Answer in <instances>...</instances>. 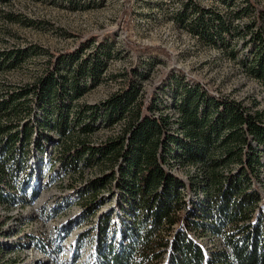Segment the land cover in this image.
I'll return each instance as SVG.
<instances>
[{
    "label": "trees",
    "instance_id": "trees-1",
    "mask_svg": "<svg viewBox=\"0 0 264 264\" xmlns=\"http://www.w3.org/2000/svg\"><path fill=\"white\" fill-rule=\"evenodd\" d=\"M192 9L197 11L194 33L202 41L225 47L228 37L244 40L247 58L240 62L246 74L264 87V11L247 1L228 20L216 10L187 5L179 16L182 22ZM241 19L253 20L240 26ZM19 58V52H4L0 68H15ZM79 58L76 54L66 61L76 66L71 79L51 71L33 84L1 91L0 205L21 201L12 191L19 187L16 180L23 166H29L25 156L34 153V147L40 155L46 151L49 141L41 129L52 122L59 135L69 138L62 147V168L77 171V164L87 159L86 165H97L102 172L107 168L110 174L91 182L89 190L96 193L100 187L116 184L129 219L133 217L129 235L117 229L110 244L106 236L111 219L103 218L99 255L93 264H164L165 260V264H264V198L257 186L264 183V112L218 96L178 74L168 85L178 99L174 101L177 119L164 115L166 107H160L157 90L147 96L150 103L144 108V87L135 77L106 100L80 103L75 111L70 103L97 88L108 69L98 58L80 62ZM34 96L47 116L57 113L54 120L31 121L26 117L33 110L28 104L23 115V102ZM66 99L71 102L65 103ZM120 123L117 135L100 146L92 144L89 134L101 124L112 129ZM71 130H78V135L71 136ZM175 164L197 171L189 177V186L175 175ZM187 188L202 196L191 207L184 193ZM180 210L187 212L185 225ZM126 220L122 221L127 224ZM194 233L204 240L220 239L223 247L209 251Z\"/></svg>",
    "mask_w": 264,
    "mask_h": 264
},
{
    "label": "rangeland",
    "instance_id": "rangeland-1",
    "mask_svg": "<svg viewBox=\"0 0 264 264\" xmlns=\"http://www.w3.org/2000/svg\"><path fill=\"white\" fill-rule=\"evenodd\" d=\"M247 1L255 10L264 11V0H2L0 56L19 52L20 60L15 68H0V93L33 84L51 71L56 77L71 79L76 66L66 61L77 54L79 62L98 58L108 69L101 84L82 99L64 101H70L75 111L80 103L95 105L106 100L135 77L144 87L143 107H148V97L157 90L160 107H166L164 115L177 119L174 101L178 99L168 85L178 74L218 96L233 98L249 108L257 106L264 112V87L246 74L240 62L247 58L244 40L231 36L226 38L229 43L225 47L209 45L194 33L197 11L190 10L184 22L179 17L188 5L216 10L229 20L247 6ZM252 20L241 19L237 24ZM139 73L148 75L141 77ZM124 74L128 80L119 76ZM60 100L64 98L58 105ZM27 104L33 108L26 116L31 121H44L45 117L52 121L57 116L55 111L47 116L35 96L23 102V115L27 114ZM50 124L44 131L40 128L49 147L42 155L34 147V153L25 156L29 166H23L16 180L19 187L11 190L21 201L0 205V264H93L95 255H99L98 235L105 216L111 219L107 244L116 237L117 229H124L126 235L132 229L129 222L133 223V217L129 219L128 206L122 203L123 192L116 184L100 187L96 193L90 191L91 182L110 174L105 168L108 166L102 172L97 165H86L87 159L77 164V171L70 166L62 168V147L69 138H63ZM122 126L120 123L107 129L101 124L89 134L92 144H104ZM72 135H78V130H71ZM174 169L187 186L189 177L197 173L178 164ZM257 186L264 198V183ZM184 191L190 207L202 199L201 192ZM178 215L185 225L187 212L180 210ZM209 239L198 240L209 251L223 247L220 239Z\"/></svg>",
    "mask_w": 264,
    "mask_h": 264
}]
</instances>
